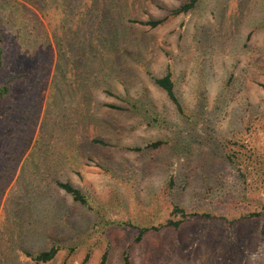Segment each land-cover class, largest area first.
<instances>
[{
  "label": "rangeland",
  "instance_id": "1",
  "mask_svg": "<svg viewBox=\"0 0 264 264\" xmlns=\"http://www.w3.org/2000/svg\"><path fill=\"white\" fill-rule=\"evenodd\" d=\"M184 1L88 2L71 20L0 0V264L53 246L43 264H264V0L172 15ZM169 71L185 114L154 81ZM176 204L199 216L170 225Z\"/></svg>",
  "mask_w": 264,
  "mask_h": 264
},
{
  "label": "trees",
  "instance_id": "2",
  "mask_svg": "<svg viewBox=\"0 0 264 264\" xmlns=\"http://www.w3.org/2000/svg\"><path fill=\"white\" fill-rule=\"evenodd\" d=\"M39 2H40V4H42V7L45 10L53 11V13L56 15L57 14H60V15L66 14V17L71 19V20H76V14H77L76 7L78 8L81 4L84 5L85 3H88V2H90L89 7H92L95 5H102L103 7L107 6L108 11L111 10V15H114L115 13L113 11L117 10L118 8H120L121 10H123V8H124V5H123L124 0H39ZM197 2H198V0H186V1H184L180 7L176 8L172 11V15H177V14L189 12L190 10H192L195 7ZM116 15H118V14H116ZM84 19H85V17L82 18V20H84ZM167 19L168 18H166V17L165 18H158V19L153 18V19H150L147 21L136 20V22H139L143 25H149L151 27H157V26L162 25ZM4 36H5V23L3 21L1 13H0V68L3 66L4 61H5L4 55H5V50H6L7 44H6ZM104 36H105L104 39H102L103 44H106L107 46L110 47V44H109V42H110L111 48L116 49L118 46V42L122 38L123 34L119 33L116 30L111 29L109 32L107 31V33L105 31ZM89 45H90V47L93 46L91 44H89ZM94 46L97 47L96 45H94ZM73 52H74V48H73ZM154 81L159 87H161L163 90L166 91L168 97L175 104L177 109L182 114H185L186 108L184 107V105L180 101L179 96L176 92V84H175V81L173 79L172 72L169 71L164 76L155 77ZM8 83H9V81H7L4 84H0V100L10 94L11 86ZM260 85L264 88V82L260 83ZM107 93L110 95L114 94L110 90H108ZM109 106L111 108H114V109L120 108L115 104H110ZM160 144H161V141H159V142L157 141V142L151 143L149 146L152 148H155V147L157 148L158 146H160ZM134 149L140 150L142 148L141 147H135ZM235 154L234 153L230 154L229 157L231 159H233L234 156H236ZM57 184L59 187L64 189L68 194L72 195V197L75 201H77L83 205H86V206L91 205V201H90L89 196L86 193H84L81 189L75 187L70 182L57 181ZM173 213H174V215L176 214V215L180 216V218H181L177 221L170 220L169 224L173 225V226H179L182 222H184L186 219H188L190 217L199 216V213L187 212L177 204L173 206ZM203 216H207V215H203ZM145 230L146 229H142L141 233H144ZM263 233H264V228H263ZM59 251H60V248L58 246H53L47 250H43V251H40L37 253L25 251V254L32 261H34L35 264H43V263H47V262H50L51 260H53L57 256ZM106 256H107V253H105V255L102 257L100 264H106L107 263V257ZM126 264H129V259L126 260Z\"/></svg>",
  "mask_w": 264,
  "mask_h": 264
}]
</instances>
